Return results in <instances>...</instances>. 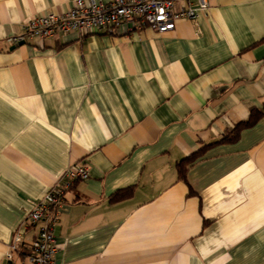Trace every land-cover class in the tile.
Wrapping results in <instances>:
<instances>
[{
	"label": "crops",
	"instance_id": "obj_1",
	"mask_svg": "<svg viewBox=\"0 0 264 264\" xmlns=\"http://www.w3.org/2000/svg\"><path fill=\"white\" fill-rule=\"evenodd\" d=\"M73 2L0 0V264H26L28 212L77 164L89 177L64 194L55 264H264V115L220 142L263 110L264 0H207L163 34L10 50L26 20ZM200 149L179 181L176 164Z\"/></svg>",
	"mask_w": 264,
	"mask_h": 264
},
{
	"label": "built area",
	"instance_id": "obj_2",
	"mask_svg": "<svg viewBox=\"0 0 264 264\" xmlns=\"http://www.w3.org/2000/svg\"><path fill=\"white\" fill-rule=\"evenodd\" d=\"M186 1V7L178 8L177 0H74L71 8L62 14L46 13L26 20L23 35L9 38L8 42L16 45L25 38L42 42L70 33L90 36L123 27L127 33L149 28L163 34L174 30L179 20L195 21L208 10L207 0ZM88 177L86 165L70 166L28 212L24 228L39 225V230L30 245L26 264H55L54 230L64 205V194L75 182ZM21 236L20 230L14 234L9 257L19 251Z\"/></svg>",
	"mask_w": 264,
	"mask_h": 264
},
{
	"label": "trees",
	"instance_id": "obj_3",
	"mask_svg": "<svg viewBox=\"0 0 264 264\" xmlns=\"http://www.w3.org/2000/svg\"><path fill=\"white\" fill-rule=\"evenodd\" d=\"M263 115H264V104L262 111H254L250 115V118L247 122L242 123L240 126L235 128L233 132L227 133L220 142L221 143L234 142L237 139L240 130H242L245 127L253 125ZM202 153H203V149H200L197 152L191 154L190 156L180 160L176 164V173L179 181L186 183V173L188 166L194 163L197 159H199L202 156ZM131 196H132V189L128 188L126 190H121L116 192L114 195L111 196L110 201L112 203H116L126 200Z\"/></svg>",
	"mask_w": 264,
	"mask_h": 264
},
{
	"label": "water",
	"instance_id": "obj_4",
	"mask_svg": "<svg viewBox=\"0 0 264 264\" xmlns=\"http://www.w3.org/2000/svg\"><path fill=\"white\" fill-rule=\"evenodd\" d=\"M122 30H123L124 32H126L124 27L122 28ZM23 44H24V42L20 41L18 44H16V45H14L13 47H11L10 50L14 49V48L17 47V46L23 45Z\"/></svg>",
	"mask_w": 264,
	"mask_h": 264
}]
</instances>
